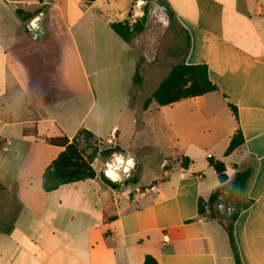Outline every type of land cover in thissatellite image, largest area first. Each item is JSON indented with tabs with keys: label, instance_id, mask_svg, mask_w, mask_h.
Instances as JSON below:
<instances>
[{
	"label": "crops",
	"instance_id": "0c3cea01",
	"mask_svg": "<svg viewBox=\"0 0 264 264\" xmlns=\"http://www.w3.org/2000/svg\"><path fill=\"white\" fill-rule=\"evenodd\" d=\"M137 2L174 16L191 38L186 63L207 65L218 90L146 110L144 99L137 123H154L158 106L174 134L172 149L158 140L167 151L160 175L143 173L139 148L134 169L142 181L125 190L102 180L96 159V178L46 192L43 174L65 150L51 140L71 142L87 129L124 150L117 125L101 137L87 121L83 21L110 28L131 9L138 18ZM40 14L43 31L34 39L29 24ZM223 107L230 116L218 115ZM238 129L244 144L227 156ZM209 158L225 164V186L254 165L241 196L252 203L234 234L242 263L264 264V0H0V264H144L146 256L158 264H236L224 227L198 213L199 200L222 185ZM219 205L221 216L233 209L228 193Z\"/></svg>",
	"mask_w": 264,
	"mask_h": 264
},
{
	"label": "rangeland",
	"instance_id": "374dc122",
	"mask_svg": "<svg viewBox=\"0 0 264 264\" xmlns=\"http://www.w3.org/2000/svg\"><path fill=\"white\" fill-rule=\"evenodd\" d=\"M140 4L143 15L145 8L148 10V21L145 30L129 43L124 42L110 28L92 25L89 17L83 21L86 34L90 36L86 39L88 43L81 46L90 73L88 80L91 91L87 96L88 104L83 105L84 111L90 108L87 121L96 124L97 135L101 137L117 125L119 144L124 149L121 152L99 156L95 164L99 173H103L107 169V164L113 162L119 154L134 159L137 149L141 148L143 173L160 175L162 170L159 163L167 151L159 141L162 140L164 145L171 149L175 144L172 130L162 125L163 121L157 112L161 107L155 106L151 110L153 116L151 120L154 123L148 121L142 126L141 121L139 123L137 121L142 112L140 107L144 99L156 89L172 66L183 60L185 52V38L181 33L183 27L175 18L171 23L166 12L155 11L157 6L154 4L147 5L142 2ZM133 11L134 9L129 11L125 20L130 17L135 22L142 17L133 18ZM137 71L138 79L135 77ZM81 80L86 88L87 79ZM223 108L224 112L220 109L218 115L222 118L230 116V111L226 107ZM110 141L113 142L114 139ZM97 147L100 151H105L116 146L102 139L97 143ZM140 177L139 170L133 168L130 176L117 181V184L125 190L138 179L142 181ZM244 203L245 201L240 199V205ZM221 211L227 219L233 209L226 206Z\"/></svg>",
	"mask_w": 264,
	"mask_h": 264
},
{
	"label": "trees",
	"instance_id": "16d2710c",
	"mask_svg": "<svg viewBox=\"0 0 264 264\" xmlns=\"http://www.w3.org/2000/svg\"><path fill=\"white\" fill-rule=\"evenodd\" d=\"M83 1L91 3L94 0ZM168 15L172 23L174 16L170 13H168ZM147 21L148 10L145 8L144 15L133 24L128 20L113 22L110 24V28L124 42L129 43L136 35L141 34L145 30ZM181 33L185 38L183 60L172 66L157 89L147 98L144 104L145 110L148 109L152 102L157 103L161 107L170 106L182 99L204 96L218 90L217 86L209 77L207 65H189L186 63L185 59L191 48V38L184 28H182ZM135 77L137 79L139 78L138 71ZM229 107L234 116L238 118L237 108L231 104ZM50 143L65 147V150L43 174V189L46 192L54 191L64 184L96 178L97 174L93 168L95 160L98 159L99 156L122 151L118 146L113 149L109 148L105 151H100L97 147L98 142L94 134L87 129H81L71 142H69L66 137H61L51 140ZM243 144L244 138L241 130L238 129L226 150V155H230ZM190 163L191 161L189 158H183V167H188ZM208 163L215 169L219 182L222 185L210 196L208 201L199 200L198 213L199 215L209 214L211 219H216L224 227L235 263L243 264L234 234V226L241 211L248 208L252 203V201H250L240 205V199L253 176L254 165H249L247 168L238 171L230 185L225 186V183L228 181L225 164L214 158H209ZM101 178L112 188L116 189L118 187V184L107 178L104 172L101 173ZM225 193H228L229 202L233 208V211L227 219L223 215L221 216L218 209L221 198ZM144 264H158V262L152 256H146Z\"/></svg>",
	"mask_w": 264,
	"mask_h": 264
},
{
	"label": "water",
	"instance_id": "95a60500",
	"mask_svg": "<svg viewBox=\"0 0 264 264\" xmlns=\"http://www.w3.org/2000/svg\"><path fill=\"white\" fill-rule=\"evenodd\" d=\"M155 11L165 12L166 9L163 6H157ZM43 17L44 14H40L29 24V29L34 39L39 38L43 31L41 26ZM134 166L135 161L132 157H125L123 154H119L113 162L107 164V169L104 171V174L111 181L117 182L125 177H129ZM222 206V204L219 205L220 208Z\"/></svg>",
	"mask_w": 264,
	"mask_h": 264
},
{
	"label": "built area",
	"instance_id": "2783aa9c",
	"mask_svg": "<svg viewBox=\"0 0 264 264\" xmlns=\"http://www.w3.org/2000/svg\"><path fill=\"white\" fill-rule=\"evenodd\" d=\"M136 10H138L137 12H135V15L138 16H143V12L141 11V4L138 3L136 4ZM165 240H169V238H166Z\"/></svg>",
	"mask_w": 264,
	"mask_h": 264
},
{
	"label": "bare ground",
	"instance_id": "6f19581e",
	"mask_svg": "<svg viewBox=\"0 0 264 264\" xmlns=\"http://www.w3.org/2000/svg\"><path fill=\"white\" fill-rule=\"evenodd\" d=\"M124 162H125V160H124Z\"/></svg>",
	"mask_w": 264,
	"mask_h": 264
}]
</instances>
